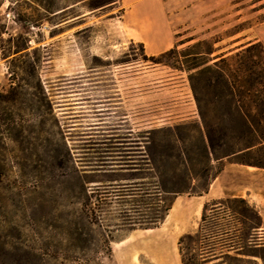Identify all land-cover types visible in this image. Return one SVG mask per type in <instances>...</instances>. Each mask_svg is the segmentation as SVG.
I'll list each match as a JSON object with an SVG mask.
<instances>
[{
  "label": "rangeland",
  "instance_id": "rangeland-1",
  "mask_svg": "<svg viewBox=\"0 0 264 264\" xmlns=\"http://www.w3.org/2000/svg\"><path fill=\"white\" fill-rule=\"evenodd\" d=\"M77 1L0 0V88L10 83L1 58L10 45L7 39L29 41L30 50L37 48L36 56L43 59L42 79L72 151L59 160L66 149L52 120L39 140L17 144L29 155V164H7L11 180L0 183V264H182L178 234L191 225L197 233L205 203L241 196L263 216L264 169L230 161L209 193L181 195L171 216L155 228L124 225V198L102 203L118 193L112 184L127 182L121 178L148 175L146 181L155 180L123 166L132 160L147 167V131L196 122L199 115L187 72L145 61L139 42L131 44L137 31L118 16L121 0L93 11ZM190 2L175 0L165 7L176 26L175 45L191 37L217 36L225 39L216 47L232 48L252 39L264 43V0H223L218 9L196 17L185 10ZM80 13L85 14L76 17ZM12 146L7 140L0 151ZM74 164L88 180L95 206H103L100 225L82 219L84 193L76 179L65 176ZM230 220L220 219L224 224ZM105 234L114 241L108 244ZM188 244L202 246L186 240ZM259 249L246 245L240 252ZM223 262L257 264L234 253L218 263Z\"/></svg>",
  "mask_w": 264,
  "mask_h": 264
},
{
  "label": "trees",
  "instance_id": "trees-1",
  "mask_svg": "<svg viewBox=\"0 0 264 264\" xmlns=\"http://www.w3.org/2000/svg\"><path fill=\"white\" fill-rule=\"evenodd\" d=\"M117 1L78 0L76 3L81 2L93 11L108 8ZM123 13L124 8L118 16ZM238 32L240 30L229 35ZM195 39L197 37H191L152 56L146 53L144 44L139 43L145 61L187 72L199 121L147 131V167L130 162L132 160L125 161L123 166L127 170L150 174L155 179L146 181L148 175L121 178L127 182L112 184L117 189L114 192L118 193L111 195L114 197L110 202H102L114 203V199L124 198L123 224L132 229L159 226L181 195L209 193L226 161L264 169V43L252 39L224 48L216 47L225 39L222 36L211 40ZM13 40L14 44H11ZM7 41L10 45L4 49L1 58L7 63L10 83L8 88H0V145H7L9 140L13 148L7 152L0 151V183L11 180L7 164L15 163L20 168L29 164V155L20 151L17 144L33 143L31 138L39 140L47 131L49 120L58 128L66 149L59 152V160L72 156L42 79L43 59L36 56L37 48L30 50L32 45L29 41L15 42L11 36ZM185 127L189 131L184 134ZM65 176L76 179L81 193H84L85 199L80 202L82 219L89 224L100 225L104 209L103 206L96 207L92 201L85 175L74 164V169ZM208 210L213 213L211 216L207 214ZM222 218L231 219L230 223H221ZM263 224L259 209L244 197L231 196L207 202L197 233H185L179 239L182 264H204L203 261L211 262L218 257L224 259L230 257L225 253L229 248L243 250L246 245L251 247L253 244L254 248H260L259 253H241L264 260ZM204 230L205 234L196 241ZM105 237L108 244L114 241L110 234H105ZM186 240L202 246L197 249L190 244L185 245Z\"/></svg>",
  "mask_w": 264,
  "mask_h": 264
},
{
  "label": "crops",
  "instance_id": "crops-1",
  "mask_svg": "<svg viewBox=\"0 0 264 264\" xmlns=\"http://www.w3.org/2000/svg\"><path fill=\"white\" fill-rule=\"evenodd\" d=\"M121 1L123 3L122 8H124V13L121 18L124 22H128L132 29H135L137 31L131 37V42L134 41L143 43L145 46V51L148 55H156L175 46L177 42L175 41V35L177 34V31L175 30L176 26L173 25V23L170 21L169 13L165 12V7H170L171 5H173L175 0ZM222 4L223 0H191L185 10L186 12L192 14L193 17H196L201 16L208 11L218 9L222 6ZM197 39L199 38L197 37ZM179 197L176 199L173 208L171 209L167 218L171 216L172 211L176 208ZM262 217L264 221V215ZM193 229L194 227H192V225L190 227H186V229L178 234V237L180 238L185 233H192ZM174 238L175 237H173V240ZM251 246L254 247L255 245L253 244ZM240 251L241 249L238 250L237 248H229L225 253H229L230 255L234 253L239 258L253 260L256 261L257 264H264V260L262 258L252 254H244ZM222 259L223 257H218L212 260L210 263H218ZM218 264L226 263L223 262Z\"/></svg>",
  "mask_w": 264,
  "mask_h": 264
}]
</instances>
